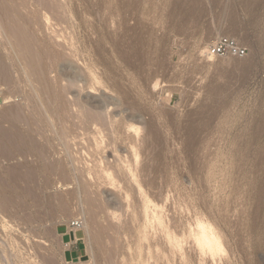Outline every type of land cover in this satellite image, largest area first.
<instances>
[{"label": "rangeland", "instance_id": "obj_1", "mask_svg": "<svg viewBox=\"0 0 264 264\" xmlns=\"http://www.w3.org/2000/svg\"><path fill=\"white\" fill-rule=\"evenodd\" d=\"M0 7V55L9 74L0 77V264H264V0H0ZM16 23L45 59L54 94L17 57ZM219 36L235 38L247 56H206ZM85 80L97 91L83 90ZM87 98L109 101L116 119L143 120L134 122L142 142L131 154L107 124L96 131L82 118L77 124L79 105L91 109ZM102 107L91 111L107 123ZM121 155L139 180L132 185L117 169ZM104 168L113 186L96 179ZM140 194L146 212L134 207ZM76 216L87 222L85 250L65 256L57 228ZM202 229L219 243L215 257L199 248Z\"/></svg>", "mask_w": 264, "mask_h": 264}, {"label": "bare ground", "instance_id": "obj_2", "mask_svg": "<svg viewBox=\"0 0 264 264\" xmlns=\"http://www.w3.org/2000/svg\"><path fill=\"white\" fill-rule=\"evenodd\" d=\"M46 2V1H45ZM49 3V2H48ZM3 5V4H2ZM5 7V6H4ZM54 7H56L55 5H54ZM6 8V7H5ZM0 9H1V7H0ZM193 10V9H192ZM196 10V9H195ZM201 10V9H200ZM7 11V10H6ZM3 12V11H2ZM5 13V12H4ZM3 13V14H4ZM8 13V12H7ZM188 13H189V11H188ZM225 15H226V18H233V16H235L234 15V11H233V9L231 8H228L225 12ZM194 14H195V12H194ZM7 15V14H6ZM189 17V16H188ZM187 17V18H188ZM191 17V16H190ZM189 17V18H190ZM197 17V16H196ZM201 17V16H200ZM188 18V19H189ZM192 18V17H191ZM190 18V19H191ZM231 18V19H232ZM48 19V18H47ZM184 19H186V18H184ZM234 20H235V18H234ZM189 21V20H188ZM187 21V22H188ZM17 22V21H16ZM186 22V21H185ZM20 23V22H19ZM190 23H192V22H190ZM187 24H189V23H187ZM23 25V24H22ZM236 25V24H235ZM6 26V25H5ZM226 26V25H225ZM231 26V25H230ZM6 27H8V26H6ZM228 27H229V25H228ZM227 27V28H228ZM2 28V27H1ZM12 28V27H11ZM190 28V27H189ZM14 34L13 35H15L14 37H16L17 38V43H16V41H15V45L16 46H14L15 47V49L17 50H15L16 51V53H17V57H19V58H21L22 59V61L23 60H25V64L24 63H22V64H24V68H25V66L28 68V73L29 72H32L33 74H34V76L36 75V76H43V74H44V72H45V70L47 69V67H46V64H44L43 63V61L45 60H42V58H41V55H39V51H38V49L37 48H35L34 47V44H33V42H32V40L30 39V37H27L28 35H26V33H25V31H24V26L23 27H21V25H17V23H16V26L14 27ZM26 29V28H25ZM28 29V28H27ZM26 29V30H27ZM229 29H230V27H229ZM233 29V30H232ZM187 30V29H186ZM231 30L232 31H230V32H233L234 33V35H235V33H236V29H235V27L233 28H231ZM29 32V31H28ZM32 33H33V31H32ZM232 33V34H233ZM7 34V33H6ZM5 34V35H6ZM35 34V33H34ZM12 35V34H11ZM35 37V36H34ZM32 38V37H31ZM11 39H13V37L11 38ZM10 39V40H11ZM240 39H242V41H243V39L246 41V35H241V38ZM36 40H37V38H36ZM14 43V42H13ZM13 47V48H14ZM47 48V47H46ZM49 48V47H48ZM36 49V50H35ZM39 49H41V48H39ZM45 51V50H44ZM49 51H51V50H49ZM48 52V51H47ZM46 51H45V53H47ZM48 53H50V52H48ZM47 53V54H48ZM54 53V52H53ZM55 54H57V53H55ZM43 55H44V53H43ZM61 55V54H60ZM10 56H12L11 54H10ZM52 56V55H51ZM59 56V55H58ZM75 56V55H74ZM8 57V56H7ZM46 57V56H45ZM44 57V58H45ZM48 57H50V55H48L47 56V58ZM54 57V56H53ZM53 57H51L52 58V60H53ZM5 58V57H4ZM12 58V57H11ZM10 58V59H11ZM51 58H50V61H51ZM55 58V57H54ZM56 58H57V56H56ZM72 58H74V57H72ZM80 58H82V57H80ZM3 57L0 55V77H1V79H4V80H6V79H8V77H9V74H8V69H7V67H5L4 66V62H3ZM17 60V59H16ZM48 60V59H47ZM66 60V59H65ZM74 61V60H73ZM80 61V60H79ZM123 61V60H122ZM4 64H3V63ZM49 61H47V63H48ZM71 62V61H70ZM52 63H54V62H52ZM56 63V62H55ZM67 63H69V61L67 62ZM91 63V62H90ZM50 64V63H49ZM70 64V63H69ZM86 64V63H85ZM246 64V63H245ZM52 65V64H51ZM248 65V64H247ZM23 66V65H22ZM66 66H68V64L66 65ZM66 66H64L65 68H66ZM48 67H50V66H48ZM53 67V66H52ZM93 67V66H92ZM23 68V69H24ZM51 68V67H50ZM78 68V67H77ZM85 68V67H84ZM26 69V68H25ZM63 69V68H62ZM72 69H74V68H72ZM90 69V68H89ZM49 70H51V69H49ZM48 70V71H49ZM75 70H76V68H75ZM74 70V71H75ZM80 70V69H79ZM91 70V69H90ZM47 71V70H46ZM63 71V70H62ZM68 71V68H67V70H66V72ZM78 70H76V72H77ZM83 71V70H82ZM71 72V75L72 74H74V75H77L76 73H74L73 72V70H71L70 69V71L68 72V73H70ZM79 72V71H78ZM32 73H30L32 76H33V74ZM46 73V72H45ZM52 73V72H51ZM93 73V72H92ZM60 74V73H59ZM45 75V74H44ZM82 75V74H81ZM35 76V77H36ZM46 76V75H45ZM45 76H43L42 78H39L38 77V79H40L41 81H42V85L44 86V88H46L47 90V93L49 94V95H52V93H53V90H50L51 88L49 87V85H47V83L45 82V80H44V77ZM62 76V75H61ZM73 76V75H72ZM85 76V75H84ZM109 76V75H108ZM60 77V76H59ZM66 77H68V76H66ZM65 78V77H64ZM74 78H75V76H74ZM77 78V77H76ZM63 79V78H62ZM77 79H79V78H77ZM83 79V78H82ZM86 79V78H85ZM94 79H95V77H94ZM44 80V81H43ZM74 81V80H73ZM80 81V80H79ZM82 81V80H81ZM84 81V80H83ZM90 81V80H89ZM88 81V82H89ZM93 81V80H92ZM48 82V81H47ZM70 82V81H69ZM93 82H95V81H93ZM112 82V81H111ZM41 83V82H40ZM50 83V82H49ZM70 83H72V82H70ZM74 83V82H73ZM73 83H72V85H73ZM116 83V82H115ZM75 84V83H74ZM83 84V83H82ZM107 84V83H106ZM111 84V83H110ZM113 84V83H112ZM111 84V85H112ZM39 85V84H38ZM77 85V84H76ZM115 85V84H114ZM40 86V85H39ZM62 86H64V85H62ZM80 86H81V84H80ZM106 86V85H105ZM119 86V85H118ZM41 87V86H40ZM53 87V86H52ZM109 87H110V85H109ZM43 88V87H42ZM77 88H79L78 86H77ZM102 88H104V86H102ZM108 88V87H107ZM61 89V88H60ZM82 89L84 90H90V92L92 91V92H96L97 91V87H96V84L95 83H91V81H90V83H86V80H85V82H84V84L82 85ZM100 89V88H99ZM111 89V88H110ZM112 89H113V87H112ZM35 90H37V89H35ZM55 90V89H54ZM59 90V89H58ZM116 90V89H115ZM52 91V92H51ZM60 91V90H59ZM43 92V91H42ZM85 92V91H84ZM104 92V91H103ZM44 93V96H45V91L43 92ZM43 93H42V95H43ZM60 93V92H59ZM47 94V95H48ZM54 94V93H53ZM57 94H58V92H57ZM76 94V93H75ZM88 94V93H87ZM93 94V93H92ZM34 96V95H33ZM75 96V95H74ZM123 96V95H122ZM42 97V96H41ZM55 96H53V98H54ZM33 98V97H32ZM40 98V97H39ZM45 98V97H44ZM75 98V97H74ZM46 99V98H45ZM44 99V100H45ZM55 99V98H54ZM57 99V98H56ZM88 99V98H87ZM101 99V98H100ZM107 100H108V98H106ZM112 99V98H111ZM114 99V98H113ZM123 99V98H122ZM42 100V99H41ZM43 100V101H44ZM47 100V99H46ZM48 100H49V96H48ZM48 100H47V102H48ZM99 100V99H98ZM110 100V99H109ZM115 100V99H114ZM42 101V102H43ZM51 101L52 100H50V105H51ZM56 101V100H55ZM83 101V100H82ZM118 101V100H117ZM41 101L39 100V103H40ZM78 102V101H77ZM77 102H75V103H77ZM81 102V101H80ZM109 101H106V100H104L103 99V102H100V101H97V100H92L91 98L90 99H88L87 100V102H86V105H89L88 106V109H90V111L93 109V108H103L102 106H104V108H106V110H107V123H106V120L104 119V120H102V118H100V115H97V113L99 114V112H96V114L94 113L93 114V112L91 111H89V113H88V111L86 110L85 112L83 111V108H84V105H85V103L84 104H80L79 105V103H77V105H79V109H78V111H79V115L77 116V119L79 118V116H80V119H78L79 120V123H77V124H80V122L82 123V121H80L81 120V118L83 119V121H84V123L85 124H83L82 123V125H87L86 127L88 128V129H91V130H93L92 128H94L95 129V131L96 130H99V128H100V126H102V125H108L109 127L108 128H110L111 129V131H110V133L112 132L113 134V136L112 137H116L117 139H119L120 140V143L122 142L123 144H125L126 145V147L128 148V146H129V149L128 150H130V149H132V148H135L134 146L136 145V143L138 142V144L140 143V139H139V137L140 136H138V134L140 133L139 131H141V129H140V127L136 124V123H140V122H143V120L141 121V118L140 119H138V117L137 118H135V117H131V118H129V116H128V118H125V117H122L121 119H116V117L115 116H112L110 113H108V107H109V104H111V103H108ZM36 103V102H35ZM38 103V102H37ZM38 103V104H39ZM83 103V102H82ZM44 104V102L42 103V105ZM47 104V103H46ZM112 104H113V102H112ZM117 104V103H116ZM40 105V104H39ZM74 105H76V104H74ZM44 106V105H43ZM43 106H41V107H43ZM47 106H48V104H47ZM53 106V105H52ZM72 106V105H71ZM36 107H38V106H36ZM50 107V106H49ZM60 107V106H59ZM65 107V106H64ZM68 107V106H67ZM78 107V106H77ZM87 107V106H86ZM90 107V108H89ZM114 107V106H113ZM35 108V107H34ZM56 108V107H55ZM54 108V109H55ZM61 108V107H60ZM73 108L75 109L76 107H74L73 106ZM116 108V107H115ZM37 109V108H36ZM40 108L38 107V110H39ZM46 109L47 108H45V111H46ZM58 109V108H57ZM63 109V108H62ZM66 109V108H65ZM112 109V108H111ZM10 110V109H9ZM11 110H13V109H11ZM44 110V109H43ZM85 110V109H84ZM15 111H17V110H15ZM30 111H32V110H30ZM40 111H42V110H40ZM61 111V110H60ZM77 110H76V112H78ZM104 111V110H103ZM125 111V110H124ZM9 112H11V111H9ZM9 112H7L8 114V116L7 117H9V118H13L14 119V114L15 113H12V114H10L9 115ZM14 112V111H13ZM34 112V111H33ZM38 112V111H37ZM53 112V111H52ZM56 112V111H55ZM62 112V111H61ZM64 112H65V110H64ZM75 112V113H76ZM102 112V111H101ZM110 112V111H109ZM18 113V112H17ZM39 113V112H38ZM57 113V112H56ZM92 113V114H91ZM103 113V112H102ZM101 113V114H102ZM40 114V113H39ZM42 114V113H41ZM43 114H46V113H43ZM50 115V114H49ZM56 115H58V114H56ZM73 115H74V113H73ZM77 115V114H76ZM76 115H74V116H76ZM42 116V115H41ZM106 116V115H105ZM117 116V115H116ZM5 117H6V115H5ZM44 117V116H43ZM50 117V116H49ZM48 117V118H49ZM118 117V116H117ZM73 118V117H72ZM17 119L19 120V117H17ZM43 119V118H42ZM47 119V118H46ZM50 119H51V117H50ZM74 119H76V118H74ZM76 119V120H77ZM7 120H9V119H7ZM16 120V119H15ZM41 120V119H40ZM46 121H48V120H46ZM45 121V122H46ZM105 121V122H104ZM35 122H36V120H35ZM74 122V121H73ZM134 122H136L135 124H134ZM57 123V122H56ZM53 124V123H52ZM59 124V123H58ZM62 124H63V122H62ZM35 125V124H34ZM36 125H37V123H36ZM36 125H35V127H36ZM39 125V124H38ZM64 125V124H63ZM81 125V126H82ZM143 125V124H142ZM66 126V125H65ZM64 126V127H65ZM72 126H73V124H72ZM76 126V125H75ZM78 126V125H77ZM84 126V127H85ZM92 127V128H89V127ZM99 126V127H98ZM39 127V126H38ZM83 127V126H82ZM82 127H80V128H82ZM1 128V127H0ZM37 128V127H36ZM41 128V127H40ZM45 128V127H44ZM61 128V127H60ZM67 128V127H66ZM79 128V127H78ZM106 128H107V126H106ZM141 128H142V126H141ZM2 129V128H1ZM34 129V128H33ZM62 129V128H61ZM76 129V128H75ZM75 129H73V131L75 130ZM85 129V128H84ZM88 129H85V130H88ZM104 129V128H103ZM123 130V133L121 132L122 130ZM127 130V131H131L132 132V134H135V136L137 135V140L136 139H134V138H132L131 137V135H128L130 132H127V133H125L124 134V131L125 130ZM53 130V129H52ZM78 130H80V129H78ZM108 130V129H107ZM8 131V130H7ZM55 131V130H54ZM62 131V130H61ZM72 131V130H71ZM77 131V130H76ZM81 131H82V129H81ZM84 131V130H83ZM143 131V130H142ZM2 132L3 131H1L0 130V140H1V138H2V136L4 137V135H2ZM6 132V131H5ZM33 132V131H32ZM39 132V131H38ZM88 132H89V130H88ZM98 132V131H97ZM108 132V131H107ZM53 133V132H52ZM67 133H69V132H67ZM66 133V134H67ZM84 133H86V132H84ZM94 133H96V132H94ZM99 133V132H98ZM98 133H96V134H98ZM109 133V132H108ZM109 133V134H110ZM5 135H8V136H6V137H8V138H10V132L8 133V132H6V133H4ZM12 134H14V133H12ZM42 134V133H41ZM90 134H91V132H90ZM122 134H124V137H122ZM127 134V135H126ZM10 135V136H9ZM15 135V134H14ZM20 135V134H19ZM53 135V134H52ZM59 135H61V134H59ZM68 135V134H67ZM85 135V134H84ZM103 135H105V134H103ZM142 135V134H141ZM18 136V135H17ZM16 136V137H17ZM41 136V135H40ZM62 136V135H61ZM64 137H65V135H63ZM71 136V135H70ZM79 136V135H78ZM130 136V137H129ZM11 137H13V136H11ZM15 137V136H14ZM34 137V136H33ZM45 137H46V135H45ZM69 137V136H68ZM73 137V136H72ZM93 137H95V136H93ZM97 137V136H96ZM105 137H107L106 135H105ZM114 137V138H115ZM5 138V137H4ZM3 138V139H4ZM22 138V137H21ZM41 138V137H40ZM66 138V137H65ZM65 138H64V140H65ZM102 138V137H101ZM107 138H110L109 137V135H108V137ZM106 138V140H108ZM136 138V137H135ZM13 139V138H12ZM61 139V138H60ZM67 139V138H66ZM68 139H71V138H68ZM111 139V138H110ZM7 140H10V139H7ZM42 140H44V139H42ZM104 140V139H103ZM115 140V139H114ZM118 140V141H119ZM19 141V140H18ZM59 141V140H58ZM66 141V140H65ZM97 141H99V139L97 140ZM112 141V140H111ZM6 142H8V141H6ZM12 142V141H11ZM37 142V141H36ZM57 142V141H56ZM134 142H136L135 143V145H134ZM142 142V141H141ZM145 142V141H144ZM34 143V142H33ZM103 143V142H102ZM3 144V143H2ZM30 144H32V143H30ZM37 144V143H36ZM67 144H69L70 145V143H67ZM99 144V143H98ZM108 144L109 145H112V144H110L109 142H108ZM115 144V143H114ZM145 144H147V143H145ZM22 145V144H21ZM25 145V144H24ZM50 145V144H49ZM92 145V144H91ZM106 144H105V141H104V146H105ZM140 145V144H139ZM18 146V145H17ZM34 146V145H33ZM94 146V145H93ZM133 146V147H132ZM137 146V145H136ZM3 147V146H2ZM23 147V146H22ZM64 147H65V145H64ZM96 147V146H95ZM115 147V146H114ZM66 148V147H65ZM104 148V147H103ZM111 149H112V147H110ZM34 149V148H33ZM36 149V148H35ZM42 149V148H41ZM57 149V148H56ZM21 150V149H20ZM60 150V149H59ZM65 150V149H64ZM94 150H97V148L96 149H94ZM100 150V149H99ZM101 150H103V149H101ZM22 151V150H21ZM43 151V150H42ZM41 151V152H42ZM111 151V150H110ZM116 151V150H115ZM97 152V151H96ZM114 152V151H113ZM119 152V151H118ZM130 152H132L131 150L129 151V153ZM38 153H39V151H38ZM103 153V152H102ZM133 153H134V156H135V158H136V155H137V152L135 153V151H133ZM141 153V152H140ZM2 154H3V152H2ZM122 154V153H121ZM125 154V153H124ZM128 154V153H127ZM131 154V153H130ZM26 155V154H25ZM41 155V154H40ZM44 155V154H43ZM46 155V154H45ZM101 155H103V154H101ZM111 155V154H110ZM114 155V154H113ZM143 155V154H142ZM96 157V156H95ZM99 157H100V155H99ZM114 157V156H113ZM117 157V156H116ZM119 157V161H120V164L118 165V167H117V169L120 171V173L122 174V176H123V178L125 179V181L127 182V183H131L132 181H133V183H136V182H138L137 181V179H136V177H134L135 175H132V174H130L131 172H133V170L131 171V169H130V166L128 165V162H126V161H129V160H126V159H128V157H126V156H118ZM122 157H124V159H122ZM48 158V157H47ZM104 158V157H103ZM140 158V157H139ZM101 159V158H100ZM117 159V158H116ZM43 160V159H42ZM59 160V159H58ZM130 160H131V158H130ZM99 161V160H98ZM97 161V162H98ZM114 161V160H113ZM113 161H111V163L113 162ZM118 160H116V162H117ZM137 161V160H136ZM63 162V161H62ZM93 163H94V161H92ZM126 162L127 164L125 165L124 163ZM130 162V161H129ZM61 163V162H60ZM100 163V162H99ZM103 163V162H102ZM110 163V164H111ZM121 163H123V164H121ZM136 163V162H135ZM105 164V163H104ZM141 164V163H140ZM52 165H54L53 163H52ZM58 165V164H57ZM56 165V166H57ZM116 165V164H115ZM130 165H131V163H130ZM86 166V165H85ZM91 166V165H90ZM92 166H93V164H92ZM103 166V165H102ZM107 166V165H106ZM139 166V165H138ZM49 167V166H48ZM52 167H54V166H52ZM51 167V168H52ZM108 167V166H107ZM133 167V166H132ZM135 167H136V165H135ZM60 168H62V167H60ZM93 168H94V166H93ZM96 168V167H95ZM101 168V167H100ZM109 168V167H108ZM113 168V167H112ZM18 169V168H17ZM53 169V168H52ZM63 169V168H62ZM107 169V168H106ZM105 168L103 169V170H101L100 171V176L98 177V178H96V177H94V178H96V179H101V178H104L107 182L106 183H108L110 186L112 185L113 186V182H112V175L110 174V173H108L109 171H110V169H109V171H107ZM145 169V168H144ZM15 170V169H14ZM83 170V169H82ZM99 170V169H98ZM113 170V169H112ZM138 170V169H137ZM18 171V170H17ZM16 171V172H17ZM35 171V170H34ZM59 171H60V169H59ZM78 171V170H77ZM76 171V172H77ZM90 171H92V169L90 170ZM96 171V170H95ZM95 171L93 172V173H95ZM131 171V172H130ZM140 171V170H139ZM47 172V171H46ZM53 171H51V173H52ZM82 172V171H81ZM80 172V173H81ZM115 172H116V170H115ZM138 172V171H137ZM28 173H30V172H28ZM48 174H49V170H48V172H47ZM79 173V172H78ZM91 173V172H90ZM119 173V174H120ZM33 173H32V171H31V173H30V175H32ZM59 174V173H58ZM63 174V173H62ZM96 174V173H95ZM121 174H120V176H121ZM135 174V173H134ZM11 175V174H10ZM17 175V174H16ZM15 175V176H16ZM34 175L36 176V174H33V176H30L29 178H31V177H34ZM41 175V174H40ZM97 175V174H96ZM118 175V174H117ZM20 176H22V175H20ZM20 176H18V177H20ZM26 176H27V174H26ZM25 176V178H24V176H23V178L26 180V177ZM29 176V175H28ZM64 176V175H63ZM83 176V175H82ZM115 176V175H114ZM13 177V176H12ZM11 177V178H12ZM18 177H17V179H18ZM49 177V176H48ZM60 177V176H59ZM73 177V176H72ZM75 177V176H74ZM77 177H79V176H77ZM13 178H15V177H13ZM88 178H90V177H88ZM141 178V177H140ZM20 179V178H19ZM34 179V178H33ZM63 179V178H62ZM81 179V178H80ZM83 179V178H82ZM138 179H139V177H138ZM21 180L23 181V179L21 178ZM49 180V179H48ZM61 180V179H60ZM94 180V179H93ZM102 180V179H101ZM100 180V181H101ZM105 180H104V182H105ZM117 180V179H116ZM19 181V180H18ZM32 181H34V180H32ZM32 181H31V179H30V181L29 182H31L32 183ZM42 181V180H41ZM45 181V180H44ZM114 181V180H113ZM6 182V181H5ZM14 182V181H13ZM27 182V181H26ZM25 182V183H26ZM49 182V181H48ZM68 182V181H67ZM75 182V181H74ZM81 182V181H80ZM88 182H89V180H88ZM91 182V181H90ZM95 182V181H94ZM122 182V181H121ZM0 183H1V180H0ZM105 183V184H106ZM2 184V183H1ZM83 184H84V182H83ZM101 184V183H100ZM99 184V185H100ZM104 184V183H103ZM120 184V183H119ZM123 184H125V183H123ZM143 184V183H142ZM142 184H141V186H142ZM5 185V184H4ZM98 185V184H97ZM131 185H132V183H131ZM49 186V185H48ZM85 186H87L86 185V182H85ZM85 186L84 185H82V186H80V188L82 189V190H85ZM106 186V185H105ZM2 187V186H1ZM89 187V186H88ZM98 187V186H97ZM100 187H101V185H100ZM104 187V186H103ZM115 187V186H114ZM117 187V186H116ZM128 187V186H127ZM132 187V186H131ZM28 188H30V187H28ZM37 188V187H36ZM46 188V187H45ZM99 188V187H98ZM122 188V187H121ZM138 188H140V187H138ZM143 188V187H142ZM1 189V188H0ZM4 189H6V188H4ZM26 189V188H25ZM73 189V188H72ZM102 189V188H101ZM107 189V188H106ZM117 189V188H116ZM127 189V188H126ZM94 190H96V189H94ZM103 190V189H102ZM101 190V191H102ZM115 190V189H114ZM128 190V192H131V190L129 191V189H127ZM132 190H134L133 189V187H132ZM3 191V190H2ZM25 191V190H24ZM29 190L28 189H26V192H28ZM90 191H91V189H90ZM100 191V190H99ZM110 191V190H109ZM113 191V190H112ZM111 191V192H112ZM6 192H7V190H6ZM32 192V191H31ZM83 192V191H82ZM86 192V191H85ZM74 193V192H73ZM99 193V192H98ZM97 193V194H98ZM102 193V192H101ZM0 194H1V190H0ZM91 194H93V193H91ZM114 194V193H113ZM95 195H96V193H95ZM122 195V194H121ZM133 195H134V193H133ZM91 196V195H90ZM117 196V195H116ZM115 196V197H116ZM91 197H93V195L91 196ZM102 197V196H101ZM135 197V196H134ZM95 198H96V196H95ZM140 198H141V201H139V202H141V205H140V207H137L138 205H136V206H134V207H136L137 209H140L142 212H146V209H147V204L144 202V197L140 194ZM87 199H88V197H87ZM118 199V198H117ZM134 199V198H133ZM133 199H131L132 201H133ZM91 200V199H90ZM95 200H97V199H95ZM129 201V200H128ZM90 202H92V201H90ZM89 202V203H90ZM94 202V201H93ZM96 202V201H95ZM98 202V201H97ZM121 202V201H120ZM0 203H1V199H0ZM88 203V202H87ZM88 203V204H89ZM103 203H104V201H103ZM119 203V202H118ZM117 203V204H118ZM122 203V202H121ZM124 203V202H123ZM133 203H135V202H133ZM106 204H108V202H106ZM130 204V203H129ZM128 204V205H129ZM110 205H114V204H110ZM108 206V208H107V205H106V210H108V213H109V216L111 215L112 217L113 216H115V210L113 211L112 209H114V208H112L111 206ZM125 205V204H124ZM95 206H96V204H95ZM101 206V205H100ZM105 206V205H104ZM123 206V205H122ZM113 207H115V206H113ZM90 209H91V207H89ZM118 208V207H117ZM123 208V207H122ZM127 208H130V206H127ZM136 208H134L135 210H136ZM110 209L112 210V211H110ZM94 210H96V208L94 209ZM130 210V209H129ZM131 210H132V212H133V207L131 208ZM134 210V211H135ZM98 211V210H97ZM119 211V210H118ZM127 211V210H126ZM141 211H138V212H141ZM91 213H92V211H90ZM94 212V211H93ZM107 212V211H106ZM131 212V213H132ZM137 211H136V213H138ZM148 212V211H147ZM119 213V212H118ZM135 213V212H134ZM93 214V213H92ZM91 214V215H92ZM102 214V213H101ZM95 215H96V213H95ZM129 215V214H128ZM134 215V214H133ZM138 217L139 216H141V215H138V214H136ZM135 215V216H136ZM148 215V214H147ZM90 216V215H89ZM88 216V217H89ZM142 216H143V214H142ZM150 216V215H149ZM94 217H96V216H94ZM108 217V216H107ZM106 217V218H107ZM148 217V216H147ZM90 219L91 218H93V217H89ZM131 218H133L132 216H131ZM130 218V219H131ZM136 219H134V220H136V221H139V218H138V220H137V217H135ZM141 218V217H140ZM149 219V218H148ZM94 220V219H93ZM112 220V219H111ZM132 220V219H131ZM115 221H117V220H115ZM133 221V220H132ZM135 221V222H136ZM164 221V220H163ZM119 222V221H118ZM128 222H130V220L128 221ZM127 223V222H126ZM113 224V223H112ZM128 224V223H127ZM133 224H135V223H133ZM137 224V223H136ZM118 225V224H117ZM116 225V226H117ZM121 226H122V224H121ZM136 226L137 225H135V228H136ZM156 226V225H155ZM120 227V226H119ZM128 227V226H127ZM87 228V222H85V227H84V229H86ZM128 228H130V226L128 227ZM132 228V227H131ZM125 229V228H124ZM133 229V228H132ZM137 229V231L138 230H140L139 232H140V234H141V229H138V227L136 228ZM147 229H148V227H147ZM122 230V229H121ZM131 230V229H130ZM145 231V230H144ZM125 232V231H124ZM138 232V233H139ZM146 234V233H145ZM139 235V234H138ZM141 235H143V234H141ZM133 237V236H132ZM171 237V236H170ZM172 238V237H171ZM138 239H139V237H138ZM199 239V238H198ZM169 240V239H168ZM178 241V240H177ZM176 242V241H175ZM138 243V242H137ZM166 243V242H165ZM172 243V242H171ZM139 244V243H138ZM198 244H199V248H200V250L202 251V252H205V253H209V254H211V255H214V254H216L217 252H218V249H219V243H217L216 241H214V240H212V239H210L209 238V236H208V234H207V232L206 231H204V229H202L201 230V232H200V239H199V242H198ZM166 245V244H165ZM172 245H174L173 247H178V244L177 243H174L173 242V244ZM166 248H167V246H165ZM175 249V248H174ZM134 250V249H133ZM178 249L176 248V251H177ZM195 250V249H194ZM139 251V250H138ZM169 251H170V248H169ZM176 251H174V252H176ZM133 252V251H132ZM178 252V251H177ZM158 253V252H157ZM168 254V253H167ZM195 254V253H194ZM135 255V254H134ZM158 255V254H157ZM159 255H160V253H159ZM158 255V256H159ZM177 255V254H176ZM196 255V254H195ZM154 256H155V254H154ZM153 256V257H154ZM127 257V256H126ZM137 257V256H136ZM144 257V256H143ZM167 257V256H166ZM179 257V256H178ZM188 257V256H187ZM200 257V256H199ZM208 257V256H207ZM214 257H215V255H214ZM148 258V257H147ZM160 258V257H159ZM157 258H155V260H156ZM168 260H169V258H167ZM191 259V258H190ZM134 260V259H133ZM144 260V259H143ZM159 260V259H158ZM197 260V259H196ZM161 261V260H160ZM166 261V260H165ZM170 261H171V257H170ZM178 261V260H177ZM195 261V260H194ZM124 262V261H123ZM141 262V261H140ZM143 262V261H142ZM159 262V261H158ZM157 262V263H158ZM174 262V261H173ZM180 262V261H179ZM183 262V261H182ZM182 262H181V264H182ZM191 262V261H190ZM201 262V261H200ZM133 263V262H132ZM139 263V262H138ZM164 264V263H163ZM185 264V263H184ZM187 264H188V262H187Z\"/></svg>", "mask_w": 264, "mask_h": 264}, {"label": "built area", "instance_id": "obj_3", "mask_svg": "<svg viewBox=\"0 0 264 264\" xmlns=\"http://www.w3.org/2000/svg\"><path fill=\"white\" fill-rule=\"evenodd\" d=\"M205 54L212 58H244L247 56L248 51L245 47L240 45L235 38L230 36H219L209 44ZM84 227V218L82 216H76L68 221H61L57 229L59 234H61V237L64 235L69 236V241L77 243L83 241V238H76L74 235L75 233L83 232ZM64 246L65 248H69L68 243H65ZM64 260H67V258ZM69 260L72 261L73 258L70 257Z\"/></svg>", "mask_w": 264, "mask_h": 264}, {"label": "crops", "instance_id": "obj_4", "mask_svg": "<svg viewBox=\"0 0 264 264\" xmlns=\"http://www.w3.org/2000/svg\"><path fill=\"white\" fill-rule=\"evenodd\" d=\"M76 238H81V234L80 233H75L74 235ZM61 244L65 250V256H67L68 253H71L73 250H78L80 252V254L82 255L83 251L85 250V243H84V239L83 241L80 242H73V241H69V236L64 235L63 237H61ZM69 241V242H68ZM68 243L69 244V248H65L64 244ZM80 255V256H81ZM79 258V257H77ZM77 258H73V259H77Z\"/></svg>", "mask_w": 264, "mask_h": 264}]
</instances>
